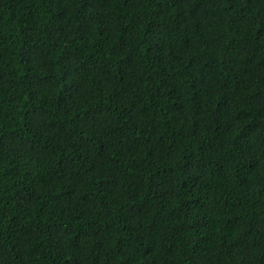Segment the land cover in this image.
Segmentation results:
<instances>
[{"label": "trees", "instance_id": "trees-1", "mask_svg": "<svg viewBox=\"0 0 264 264\" xmlns=\"http://www.w3.org/2000/svg\"><path fill=\"white\" fill-rule=\"evenodd\" d=\"M0 264H264V0H0Z\"/></svg>", "mask_w": 264, "mask_h": 264}]
</instances>
